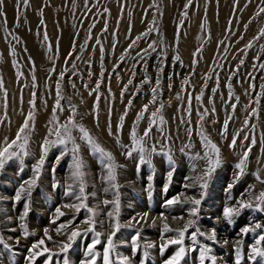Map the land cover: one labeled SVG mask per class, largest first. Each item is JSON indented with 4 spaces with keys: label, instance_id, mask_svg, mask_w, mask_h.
Returning <instances> with one entry per match:
<instances>
[{
    "label": "rangeland",
    "instance_id": "1",
    "mask_svg": "<svg viewBox=\"0 0 264 264\" xmlns=\"http://www.w3.org/2000/svg\"><path fill=\"white\" fill-rule=\"evenodd\" d=\"M6 1L11 0H3L0 12L5 13ZM48 1L28 0L25 5L23 0H14L15 7H11L9 15L0 16L4 43L3 49L0 47V79L3 80L0 147L4 146L5 138L15 139L30 111L35 113L34 122H30L26 131L27 155L21 154L0 170V197H3L0 199V237L15 253L13 256L0 249V264L13 261L28 264V249L42 238L53 253H58V244L67 242L73 230L80 231L81 235L73 240L66 256H53L51 264H64L65 259L68 264H80L88 245L97 239V232L101 235L94 249L96 264H103L107 235L111 231L107 213L112 211V205L106 207L103 201L115 199L116 191L121 228L114 237L113 264H122L121 257H128L130 264H164L177 247L168 246L161 254V245L175 238V233L163 232L164 223L177 229L188 219H196L189 216L190 203L166 206V201L177 196L181 201L188 197L199 199L202 192L196 228L203 235L198 233L196 247L201 244L211 247V254L217 257L216 264H235L234 247L239 241L241 264H252L247 254L250 246L264 236V227L246 235L241 230L256 224L264 226V210L245 209L229 224L223 217V209L235 206L250 194L264 191V184L256 179V174L264 178V67H261L264 65V35H261L264 12H260L264 0H191V3L189 0H65L63 19L69 20L71 27L67 32L63 26L49 32L45 15ZM32 27L38 30L55 59L35 62L27 51L24 36ZM64 33L66 50L60 56L59 40ZM61 73H64L63 79ZM158 78L159 95L156 104H152V88L156 87ZM98 82L99 89L89 95ZM57 83L60 84V108H56ZM228 84L232 86L231 96ZM13 98L25 106L18 110L12 108ZM33 100L34 106L30 103ZM41 102L51 105L49 111H41ZM161 103L165 123L157 120L145 140L146 154L151 153L152 163L138 167V153L134 152L131 158L125 155L133 147L132 129L135 127L137 135L142 137L149 127L151 112ZM232 104L236 105L235 110ZM145 105H149L148 111L143 119L137 120ZM72 106L76 109L74 120L78 127L71 130V135L80 146L79 156L85 162L87 198L84 203L96 213L94 232L86 230L85 221L92 215L87 208L77 211L64 207L80 203L78 183L71 176V143L67 147L60 144L49 147L31 196L14 201L20 185L33 177V169L42 154L41 145L45 139H57V120L65 123L72 115ZM253 109L255 116L251 115ZM46 112L53 118L47 117ZM121 116H124L123 126L117 132ZM246 118L248 127L244 126ZM225 120H228L227 133L221 135ZM109 124L112 135H109ZM79 126L113 154L118 165L117 189H111L107 183L106 169L98 154L81 139ZM201 133L220 148L221 159L203 190L195 182V177L206 168L202 157L208 149ZM234 136L237 143L232 148L229 145ZM244 136L249 139L245 140ZM253 137L256 144L240 174L236 165ZM105 188L109 191L105 192ZM25 204L28 214L21 220ZM58 207L64 215L56 213ZM144 213L147 217L141 219ZM162 214L166 220L161 219ZM21 224L26 226L27 237ZM61 224L65 228L58 235L55 229ZM45 229L51 241L45 237ZM213 229L216 242L207 239ZM194 230L190 229L189 233ZM137 234L134 250L133 237ZM184 243L186 247L193 246L190 234ZM260 247L264 248V242ZM198 257L199 251L189 252L182 264H199ZM44 260L41 256L35 264H44ZM255 264H264V258H258Z\"/></svg>",
    "mask_w": 264,
    "mask_h": 264
},
{
    "label": "snow or ice",
    "instance_id": "2",
    "mask_svg": "<svg viewBox=\"0 0 264 264\" xmlns=\"http://www.w3.org/2000/svg\"><path fill=\"white\" fill-rule=\"evenodd\" d=\"M24 4H28V0H23ZM189 3H191V0H189ZM3 5V0H0V6ZM185 7H188L186 5ZM107 11V10H106ZM260 12H264V8L260 9ZM259 14V13H257ZM5 13L0 12V16H4ZM42 15V13H41ZM6 23V21H5ZM43 23V21H41ZM261 35H264V30L261 31ZM45 40H47V34H45ZM139 39V37L137 38ZM251 45H249L250 47ZM151 47V45L149 46ZM103 51V49H101ZM123 59V57H121ZM176 60H180V57L177 56ZM261 67H264V65H261ZM61 79H63L64 73L60 74ZM101 76H103V73H101ZM35 79V78H33ZM145 82L150 83V80H147ZM131 83V80L129 81ZM156 87L152 88V104H156L157 98L159 95V89L161 81L158 78L156 80ZM100 83L98 82L95 89H92L89 92V95L92 94V92H95L99 89ZM231 84H228L229 88V95L231 96ZM251 87H255L254 85H251ZM0 88H3V80L0 79ZM213 92L216 91V89L212 90ZM35 95V94H33ZM57 103L56 108H60V100L61 93H60V84L57 83ZM197 100L200 99L199 96L196 97ZM239 99L238 97L236 98ZM99 101V96H97V102ZM258 102V101H257ZM30 103L34 106V100L30 101ZM131 106V101H129V107ZM164 105L161 103L159 107L155 109V111L151 112V118L149 120V127L144 130L143 136L140 137L137 135L135 127L132 129L131 132V140L133 147L125 152V155L129 158L132 157L133 153L136 152L139 154V161H138V167L139 165L148 164L151 165V159L149 157L151 156V153L146 154L145 149V140L150 136V132L152 131V126L157 123V120L159 123L163 124L165 123L164 117L162 114V109ZM236 105L232 104L233 110H235ZM54 108V119H55V110ZM149 109V105H145L143 110L137 115V120H141L144 118V113L147 112ZM214 110V109H213ZM189 114H190V107H189ZM205 114H207V110H205ZM256 110L253 109L251 115L255 116ZM76 115V109L75 106H72V115H70L67 119V121L63 124H60L57 120L58 126L55 129V135L57 136V139L55 141H49L48 139H45L44 143L41 145V157L36 166L33 169V177L30 178L27 181H24L19 189L16 191L14 196L15 202H20L22 198L30 197L32 194V189L36 186L40 175H41V169L42 166L45 164V158L47 156L49 147L53 144H60L65 147L68 146L69 143H71V152L73 154V163H72V179L78 183L79 187V195L77 196V200L80 201L79 204H69L64 205V207L68 208H75L77 211L80 210V208H87V211L91 213L92 215L89 217L85 223L88 225L87 231H95V221L93 217L96 215V213L93 211L92 208H88L87 205L84 203V200H86L85 195V183H84V177H85V162L83 159L79 156L80 152V146L75 143V139L71 135V130L73 128L78 127L76 124L74 117ZM127 115V111L125 112V116ZM204 115L202 114L200 116V120L203 121ZM35 120V113L30 111L25 120L23 125L19 128V130L16 133L15 139L8 141L7 138H5L4 146L0 147V170H3L5 165L13 160L14 158H18L23 155H27L26 152V146L28 144V136L26 134V131L30 128V122H34ZM124 116H121L120 118V124L117 127V132L120 131V129L123 126ZM3 121H0L2 123ZM245 127H248V118L245 119ZM255 128V125L252 126ZM228 129V120L224 121L223 129L221 132V135H226ZM79 131L82 133L81 139H83L86 144L90 147L92 152L94 154H98V156L101 159V162L103 163L104 168L106 169V181L110 185L111 189H117L118 185L116 184L117 179V163L115 161V158L113 154L110 151H107L105 148H103L97 140L88 132L87 129H85L83 126H79ZM190 131V130H189ZM111 131V124H109V135H112ZM203 137V143L206 149L208 151L205 152L204 156L202 157L206 161V168L201 172V174L197 177H195V182L199 184V187L203 190L208 187V182L212 176V174L216 171L217 167L220 166L221 159H220V148L213 143L207 136H204L203 133H201ZM245 140H248V136H244ZM119 143V141H117ZM237 143V138L234 136L231 144L229 147L234 148ZM256 144V139L253 137L251 139V144L246 148L244 151L243 157L240 160V162L236 165V167L240 170V174H243L244 168L246 166V162L248 160L249 153L251 152L252 146ZM16 149H19L17 151ZM155 151V149H153ZM59 159V157L57 158ZM171 163V160H170ZM171 173H169V176ZM238 178V177H237ZM256 179L264 184V178H262L259 174H256ZM231 188V185H229V189ZM105 192L109 191V188L104 189ZM115 199L112 201L104 200L103 204L107 207L108 205H112V211H109L107 213L108 217L111 220L110 227L111 231L107 235V243L106 247L104 248L103 252V264H113V260L111 258V254L115 251L116 244L114 243V237L116 236L117 232H119L121 228V224L119 223V212H120V205H119V194L118 191L114 192ZM0 199H3V197H0ZM203 199V192L201 193V197L199 199L195 197H188L186 200L181 201L180 197H174L172 199H169L166 201V206H172L178 203H190L192 205L191 210L189 212L190 217H195L196 219L190 218L187 220L186 223H184L182 228L172 229L169 227L167 223H164L163 225V232L164 233H175V238L168 240L165 244L161 245V254L167 249L168 246L175 245L176 251L173 253L171 257H169L166 261H164V264H182V261L185 259L186 255L189 252H196L199 251V264H216L217 257L215 255H212V249L207 244H201L199 245V248L196 247V245L199 243L197 241V235L199 233V229L196 228V223L198 219V210L199 206ZM255 201V204L253 203ZM262 205H264V191L260 192L258 195H249L247 199H241L237 201V204L235 206H226L223 209V217L224 219L229 223H233L234 218L238 217L243 210L245 209H252L255 208L257 210H264L262 208ZM56 213L58 215H64L63 212H61V209L58 207L56 209ZM28 214V205L25 204V212L24 215L20 217L21 220L24 219V216ZM147 217V213H144L143 217L141 219H144ZM161 219L166 220V217L161 215ZM174 219H182L176 218ZM55 223V220L52 221ZM155 224V221L152 222ZM131 226V225H129ZM22 228H25L24 235L27 237L29 235L26 226L21 224ZM264 226L260 224H256L253 226H245L242 230V234H248L249 232H256L257 229H260ZM65 228V225L61 224L58 226L55 231L59 235L61 234V229ZM195 228L196 230L191 231L189 233L190 229ZM190 234L191 240H192V247H186L184 241L187 235ZM45 237L48 238L49 241L52 240V237L49 236L48 230H44ZM81 232L77 230H73L71 234L68 236L67 242H61L58 244V247L60 251L58 253H53L46 245L45 240L42 238L37 242H34L31 246V248L28 249V256L26 257L28 264H35L36 260L39 259L41 256L45 257L44 264H51V261L53 259V256L55 255H65L67 254L68 250L72 246L73 240L80 236ZM100 233H96L97 239L93 240V242L88 245L87 251L85 253V259L80 261V264H96L97 259V253L95 252V246L100 243L99 236ZM138 235L136 237H133V248L136 249V240L138 238ZM199 235H203V233H199ZM208 240L212 242H216V233L213 229L211 234L207 237ZM264 242V236H261L258 238L253 245L250 246L249 252L247 254L248 261H251L252 264H255L258 258H264V248H261V243ZM16 243L19 244V239H16ZM228 241H224V244H227ZM148 247H153V245H148ZM0 249H3L9 253H11L13 256L15 255L13 249L5 243L2 237H0ZM42 249V250H41ZM234 252L236 253V260L235 264H241L242 259V250L240 248V242L237 241L236 246L234 247ZM145 256H147V252H145ZM122 264H130V260L128 257H121L120 258ZM14 264V261L12 262ZM64 264H68V260H64ZM146 264V262H145Z\"/></svg>",
    "mask_w": 264,
    "mask_h": 264
},
{
    "label": "bare ground",
    "instance_id": "3",
    "mask_svg": "<svg viewBox=\"0 0 264 264\" xmlns=\"http://www.w3.org/2000/svg\"><path fill=\"white\" fill-rule=\"evenodd\" d=\"M67 1L69 2V0H67ZM58 2H60V4H56ZM64 2H65V0H49L48 1L49 5L45 9V15H46V23L48 25L49 32H52L55 27H59V26H61V27L63 26V28L66 32H67V30L68 31L70 30L71 27H70L69 20H67L65 22L63 19L62 4ZM33 6H34V3L32 5V8H33ZM52 6H54V7H52ZM11 7L12 8L15 7L14 0H11L9 2L6 1L5 5H4V10H5L6 14L9 15ZM70 13L68 10L67 14H70ZM72 13H74V12H72ZM53 16H55V18L57 20L56 21L57 24L54 23V20H53L54 17ZM7 19H8V17H7ZM0 23H1V17H0ZM66 36L64 33L63 35H61V38L59 40L60 45H61L60 50H59L60 56H61V52L63 54L64 50H66V38H67ZM24 42H25V46L27 48V51H29L30 54L33 56L35 62H38L39 60L55 59V58H53V55L51 54L50 50L45 46L44 41H43L40 33L38 32V30H36L35 27H32V29H30L29 32L26 31V34L24 36ZM3 45H4V43H2V32L0 29V47L2 49H3ZM68 47H69V44H68ZM55 56H56V54L54 55V57ZM11 102H12V108L17 109V110L19 109V107L25 106L24 104L19 105V103L17 102V100L15 98L11 99ZM47 103L44 104L43 102H41V104H40L41 105V111H44L45 109H47L49 111L51 105L49 106ZM47 105L49 106V108L46 107ZM47 117L53 118L50 116L49 113H47Z\"/></svg>",
    "mask_w": 264,
    "mask_h": 264
},
{
    "label": "crops",
    "instance_id": "4",
    "mask_svg": "<svg viewBox=\"0 0 264 264\" xmlns=\"http://www.w3.org/2000/svg\"><path fill=\"white\" fill-rule=\"evenodd\" d=\"M153 159H155V158H153ZM153 159H152V160H153ZM158 159H159V158H158Z\"/></svg>",
    "mask_w": 264,
    "mask_h": 264
}]
</instances>
